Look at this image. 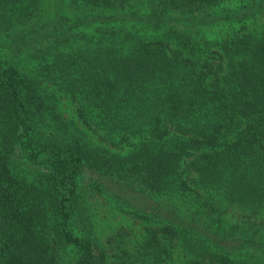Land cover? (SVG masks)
Instances as JSON below:
<instances>
[{"label":"trees","instance_id":"obj_1","mask_svg":"<svg viewBox=\"0 0 264 264\" xmlns=\"http://www.w3.org/2000/svg\"><path fill=\"white\" fill-rule=\"evenodd\" d=\"M88 190L111 264H264V0H0V264H106Z\"/></svg>","mask_w":264,"mask_h":264},{"label":"rangeland","instance_id":"obj_2","mask_svg":"<svg viewBox=\"0 0 264 264\" xmlns=\"http://www.w3.org/2000/svg\"><path fill=\"white\" fill-rule=\"evenodd\" d=\"M13 61L22 73L34 75V69L37 68L34 61L14 57ZM67 111L64 112V115L70 116L73 108L68 106ZM73 115L76 116L75 112ZM102 194L95 190H88L83 201L87 206L90 218L89 232L97 245L104 250L106 264H111L115 255H121L123 250H127L131 254L137 252L139 248H137L136 241L141 239L143 230L139 219H133L120 212L105 198V194ZM173 264H179L177 258Z\"/></svg>","mask_w":264,"mask_h":264}]
</instances>
